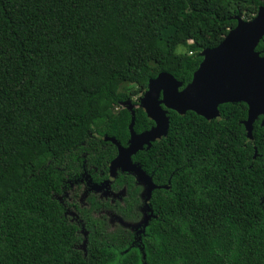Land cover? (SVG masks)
Instances as JSON below:
<instances>
[{
    "label": "trees",
    "instance_id": "16d2710c",
    "mask_svg": "<svg viewBox=\"0 0 264 264\" xmlns=\"http://www.w3.org/2000/svg\"><path fill=\"white\" fill-rule=\"evenodd\" d=\"M260 6L264 0H0V264H264L263 117L249 139L246 103L221 105L213 120L170 110L168 135L133 156L155 184L169 186L154 190L155 217L138 245L120 226L106 238L92 230L82 250L78 226L55 196L84 166L95 181L108 177L118 149L105 136L123 146L130 138L123 102L135 105V130L150 129L140 106L150 79L169 72L186 86L201 52ZM257 50L264 55V39ZM124 185L127 195L104 206L136 219L143 187L119 171L113 189Z\"/></svg>",
    "mask_w": 264,
    "mask_h": 264
},
{
    "label": "water",
    "instance_id": "95a60500",
    "mask_svg": "<svg viewBox=\"0 0 264 264\" xmlns=\"http://www.w3.org/2000/svg\"><path fill=\"white\" fill-rule=\"evenodd\" d=\"M235 19L237 25L218 46L201 52L203 60L186 86L169 72H161L150 79L146 92L140 98V106L154 121L150 129L140 133L135 130V105L127 100L122 106L132 114L128 144L123 146L115 137L105 136L106 141L116 145L118 153L110 164L111 178L102 184L89 179L90 190L99 192L106 189L105 195L109 193L122 199L124 191L116 193L110 188L113 178L117 177L119 171L136 177L137 183L143 187L141 197L144 216L138 223L123 219L119 222L134 230L139 240L150 220L155 217L150 204L154 190L169 186L155 184L152 175L134 162L133 156L145 148H151L154 142L168 135L170 110L181 115L193 111L207 120H213L221 116V105L246 103L248 117L243 124L248 138L253 139L254 124L258 118L263 117L261 124L264 126V55L257 50L264 39V6L259 7L252 19L241 16Z\"/></svg>",
    "mask_w": 264,
    "mask_h": 264
},
{
    "label": "flooded vegetation",
    "instance_id": "af4514ba",
    "mask_svg": "<svg viewBox=\"0 0 264 264\" xmlns=\"http://www.w3.org/2000/svg\"><path fill=\"white\" fill-rule=\"evenodd\" d=\"M152 127V126H151ZM160 140V139H159ZM146 149V148H145ZM144 149V150H145ZM118 153V151H117ZM95 171H97V168H95ZM109 174L108 177L105 179H102L101 181H95L93 179V171L91 168L83 167L82 172L80 173L79 178L75 180L68 179L67 185H64L62 187L61 193L56 194V198L59 200V202L63 205L64 208V219L68 222L75 223L78 226L79 234L81 237V242H79L78 247L82 250L87 251V245L89 242V237L92 230L101 229L102 236L101 238H106L107 236H104L105 234H108L107 231L109 226H104L105 223L110 221L112 217V213H115L110 206L106 205L104 206V203L106 202L109 204H114L116 200L121 201L120 198H115L112 194H106V189H103L102 191L95 192L91 191L89 179H92L93 182L102 184L104 181L111 178L110 175V165H109ZM102 174V173H101ZM116 178V177H115ZM113 178L112 183L110 185V188L113 189L114 180ZM87 193V194H86ZM86 194V196H85ZM93 200L98 201L103 207L99 210L93 207ZM142 208H139V211L141 212ZM89 211V213L92 214L91 219L85 218L86 212ZM117 214V213H116ZM100 217L99 220H93L92 226L89 223V220L95 219ZM107 220V221H106ZM141 220V218H140ZM102 223V224H101ZM124 226L122 223L118 222V227ZM126 227V226H124ZM114 229V228H113ZM117 230V227H116ZM106 231V232H105ZM111 231V230H110ZM120 232V231H118ZM134 232V241L131 243V245H138V243L141 242V240L136 239L137 235L136 232Z\"/></svg>",
    "mask_w": 264,
    "mask_h": 264
},
{
    "label": "rangeland",
    "instance_id": "374dc122",
    "mask_svg": "<svg viewBox=\"0 0 264 264\" xmlns=\"http://www.w3.org/2000/svg\"><path fill=\"white\" fill-rule=\"evenodd\" d=\"M114 192H116V193H119V192H121V191H124L125 192V194H124V196L123 197H125L126 195H127V193H128V190H127V186L126 185H124L123 187H121V188H119V189H112ZM141 195H142V193H141ZM142 205H143V202H142V204H141V206H140V209L142 208ZM113 215H112V217H111V219H110V221H109V223L107 222H103L102 221V223H105L104 224V226L106 225V226H109V227H107L108 228V230L109 231H107V233L108 234H113V233H115V232H118L119 231V227H118V222H119V220L120 219H123L124 221H126V222H131V223H138V222H140V218L142 219L143 218V216H144V213H143V211L141 210V212H140V214H139V217L138 218H136V219H133V218H124L122 215H120V214H116V213H112ZM115 214V215H114ZM90 215L92 216V214L90 213ZM100 219V217H98V218H95V219H92V220H89L90 222V224H92L93 222V220H99ZM101 220V219H100ZM107 221V220H106ZM101 223V224H102ZM116 227H117V230H116ZM114 228V229H113ZM111 230V231H110ZM106 232V231H105Z\"/></svg>",
    "mask_w": 264,
    "mask_h": 264
}]
</instances>
